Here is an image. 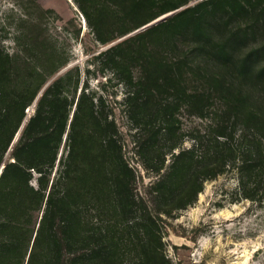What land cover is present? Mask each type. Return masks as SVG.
<instances>
[{
  "label": "trees",
  "instance_id": "trees-1",
  "mask_svg": "<svg viewBox=\"0 0 264 264\" xmlns=\"http://www.w3.org/2000/svg\"><path fill=\"white\" fill-rule=\"evenodd\" d=\"M188 1L78 3L98 39L106 43ZM143 6L148 10H141ZM243 13L253 14L255 22L230 26L231 19ZM208 18L220 37L212 33ZM161 31L170 44L179 46L174 41L182 38L180 42L195 46L190 47L191 53L230 65L237 49L259 37L264 42V0H202L104 51L112 55L119 75V68L126 64L142 68L137 81L130 69L128 76H121L134 85L124 102L126 106L133 102L128 113L135 125H141L140 108L146 101L140 100L145 94L157 104L159 94L189 101L198 115H205L210 105H218L210 112L214 122L205 140L174 154L168 167L166 158H139L156 176L144 194L138 188L137 170L121 158L116 123L112 121L114 137L106 142L99 138L98 130L85 131L88 125H101L95 99L85 92L78 97L70 123L69 158L60 160L53 177L70 116L63 78L43 89L47 80L44 68L16 62L17 55L0 46V264H173L165 242L168 220L197 200L205 180L235 165L243 186L254 182L245 197H255L256 184L264 182V118L231 92L232 83L209 77L200 63L195 66L184 57L173 60L160 48ZM156 33L160 35L150 42ZM148 36L153 37L145 41ZM259 52H264V43L255 54L234 63L240 75L247 76ZM188 78L194 81L191 87ZM204 80L209 82L208 90L201 86ZM31 107L34 112L29 115ZM173 117L174 112H169L168 122ZM166 130L171 136L175 133L170 125ZM136 132L134 142L142 156L159 142L161 128L147 134L143 128ZM94 147L97 151H92ZM8 151L11 158L6 159ZM83 154L90 158H79ZM35 174L36 184L32 183Z\"/></svg>",
  "mask_w": 264,
  "mask_h": 264
},
{
  "label": "rangeland",
  "instance_id": "rangeland-1",
  "mask_svg": "<svg viewBox=\"0 0 264 264\" xmlns=\"http://www.w3.org/2000/svg\"><path fill=\"white\" fill-rule=\"evenodd\" d=\"M201 1L189 0L185 5L164 13L127 34L103 43L87 21L78 0H0V46L17 55L15 61L20 64L30 63L31 66L43 67L46 72L44 74L47 75L43 89L62 77L64 93L71 103L68 128L57 154L53 177L60 160L69 158L70 123L82 92L94 97L95 109L101 122L100 128L88 125L85 131L90 133L94 129L98 130L99 138L106 142L114 137L112 121L116 123L119 131L117 135L122 145L121 158L137 170L138 188L142 194L156 176L143 166L139 158H166L168 167L174 154L181 149L193 147L200 139L205 140L209 126L214 122L210 112L218 107L217 104L205 109V115H198L189 101H178L169 95L159 94L157 99L160 103L157 104L156 100L151 102L150 97L145 94L140 100L146 101V105L140 108L141 125H135L137 122L128 113L130 107L134 106L133 102L132 105L127 103L128 106L124 102L128 92L135 90L134 85L126 83L121 76H128L130 69L133 81H137L142 76V68L134 63L126 64L127 67L119 68L122 74L119 75L113 67L112 55L104 54L108 48ZM141 10L145 12L148 8L143 6ZM207 20L212 33L220 37L212 18ZM254 22L253 14L243 13L238 18L231 19L230 26H249ZM160 33V48L166 49V54L173 57V60L184 57L195 66L200 63L203 72L209 77L217 76L222 82L232 83L231 92L241 96L250 109H255L264 118V52L254 56L247 76L240 75L234 66V63H239L247 55L255 54L263 46L264 42L259 41L260 37L237 49L234 61L229 65L191 53L190 47L195 46L188 41L180 42L182 38L174 41L179 46L173 42L172 45L169 37L163 31ZM157 35L160 34L148 36L145 41L153 37L150 41L153 42ZM188 81L190 82L187 84L191 87L194 81L190 78ZM201 86L208 90L209 82L204 80ZM225 103L229 104L230 101L226 99ZM27 111L32 115L34 108ZM171 111L174 112V117L168 122V113ZM133 112L135 115V111ZM168 125L175 131L172 136V132L166 130ZM79 128L82 131L81 124ZM142 128L144 134L160 128L161 132L154 148L146 149L144 155L140 156L134 139L137 137L136 131L141 132ZM256 128L255 125L257 132ZM174 142L177 147L171 148ZM105 148L108 149L107 146ZM97 149L94 147L92 151ZM10 151L6 154V159L11 158ZM116 153L120 154L117 150ZM79 158L90 157L83 154ZM36 176L37 174L32 180L34 184ZM239 176L235 165L228 166L223 173L205 180L194 203L175 211V217L169 218L165 242L173 264H264V182L256 184L258 189L255 190V197L250 199L245 197V193L250 192L254 182L243 186Z\"/></svg>",
  "mask_w": 264,
  "mask_h": 264
},
{
  "label": "water",
  "instance_id": "water-1",
  "mask_svg": "<svg viewBox=\"0 0 264 264\" xmlns=\"http://www.w3.org/2000/svg\"><path fill=\"white\" fill-rule=\"evenodd\" d=\"M38 98V97H37ZM37 100V99H36Z\"/></svg>",
  "mask_w": 264,
  "mask_h": 264
}]
</instances>
